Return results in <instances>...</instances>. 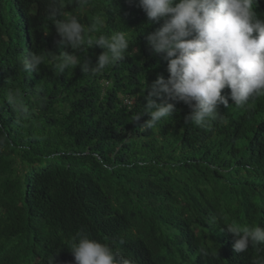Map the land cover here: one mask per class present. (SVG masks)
Instances as JSON below:
<instances>
[{
	"label": "trees",
	"instance_id": "1",
	"mask_svg": "<svg viewBox=\"0 0 264 264\" xmlns=\"http://www.w3.org/2000/svg\"><path fill=\"white\" fill-rule=\"evenodd\" d=\"M51 7L0 0V264L65 259L81 229L133 264H240L226 225L264 227V95L244 109L228 97L203 127L170 101L172 117L144 129L148 88L169 75L147 44L160 23L138 0L68 3L57 19H76L85 40H130L125 59L93 78L82 65L91 70L106 49L62 43ZM32 53L44 55L38 71L23 67ZM65 53L81 64L57 72Z\"/></svg>",
	"mask_w": 264,
	"mask_h": 264
},
{
	"label": "clouds",
	"instance_id": "2",
	"mask_svg": "<svg viewBox=\"0 0 264 264\" xmlns=\"http://www.w3.org/2000/svg\"><path fill=\"white\" fill-rule=\"evenodd\" d=\"M74 2L76 0H68V3ZM52 3L55 8L49 9V19L55 23L62 43L73 49L85 44L89 47L97 44L106 49L99 55L94 68L89 70L87 64L82 65L89 76L102 75L106 68L124 60L130 53V40L124 32L85 40L84 26L76 19H57L68 3L64 0H52ZM138 6L149 24L160 23L148 34L147 44L153 53L162 54L169 73L167 79L158 75L148 88L143 111L150 119L141 127L153 129L162 120L171 118L177 109L170 101L188 105L191 112L186 122L203 127L206 121L222 118L217 105L229 107L228 97L237 108L244 109L251 99L264 95V17L259 15V12L264 14V0H138ZM96 23H102L99 17ZM43 61V54L32 53L30 63L22 58L24 68L37 71ZM78 64H81L78 56L65 53L59 58L56 70L63 72ZM226 88L230 91L224 93ZM153 97L165 99L158 103ZM8 103L12 105L11 98ZM139 116L140 113L133 121H138ZM226 231L237 239L229 240L224 246L229 245L232 254L243 253L238 258L240 264L245 255L250 264H264V256L257 257L255 252H249L264 246V227L229 224ZM233 241L235 244L231 245ZM69 249L71 254L66 253L65 259L57 262L50 258L44 264H133L110 246L90 238L83 229L76 233Z\"/></svg>",
	"mask_w": 264,
	"mask_h": 264
}]
</instances>
